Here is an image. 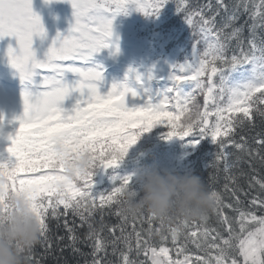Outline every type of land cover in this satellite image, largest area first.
I'll return each instance as SVG.
<instances>
[{"label":"snow or ice","instance_id":"6c2138e0","mask_svg":"<svg viewBox=\"0 0 264 264\" xmlns=\"http://www.w3.org/2000/svg\"><path fill=\"white\" fill-rule=\"evenodd\" d=\"M55 2L70 3L73 20L67 34L58 31L41 59L34 38L47 39V30L33 0H0V40L16 38L17 46L9 45L6 58L24 85L23 113L11 120L0 115V141L6 142L0 149L3 211H8L9 192H27L42 225L40 244L45 251L52 248L53 220L57 227L63 221L73 249L79 251L80 237L68 220L78 218L87 227L86 242H91L89 264H113L107 259L109 247L118 264H264V177L248 178L249 189L258 186L262 194L247 205L240 194L248 193L237 180V170L245 176L242 164L248 163L253 172L254 162L264 166V134L254 140L255 149L245 137L235 138L238 129L255 126V117L264 120V36L258 35V30L264 31V0H240L231 7L226 0H216L215 7L209 2L197 11L178 5L186 24L198 31L193 33L191 59L173 65L172 84L165 90L153 87L154 74L134 68L109 86L104 66L94 57L104 49L119 53L113 39L116 17L132 11L158 17L168 0ZM205 11L212 14L206 16ZM221 13L224 18L218 24ZM242 13L251 23L237 26ZM244 65H251L250 78L229 84L225 73ZM185 82L194 85L187 93L180 88ZM129 96L135 101L131 106ZM197 97H203L202 104ZM70 100L71 106H66ZM194 102L199 115L194 123H185ZM157 126L167 129L163 139L190 138L193 148L203 140L216 145L215 158L206 167L224 172L223 193L229 198L225 203V195L212 190L218 227L209 226V217L175 223L151 214L125 217L120 206L134 174H113L110 190L95 191L94 177L118 167L141 136ZM81 153L91 155L93 167L87 174H70V160ZM211 180L215 183L217 177ZM106 215H115L120 223L109 227ZM106 228L110 238L103 235ZM31 261L40 264L35 250Z\"/></svg>","mask_w":264,"mask_h":264},{"label":"trees","instance_id":"16d2710c","mask_svg":"<svg viewBox=\"0 0 264 264\" xmlns=\"http://www.w3.org/2000/svg\"><path fill=\"white\" fill-rule=\"evenodd\" d=\"M212 3L215 7L216 0H168V3L163 6L158 17L156 16H145L143 13L138 11H132L128 15H123V18L116 20L114 22V28L126 27L130 31L131 38L127 37L124 44L127 47L126 52L136 51L135 46L138 43L141 45H146L145 50L141 52L138 56L140 59L137 60L141 63L148 65L157 63L164 64V61L171 63L172 61L175 65L184 63L187 59H191L192 56V43H194L193 33H197V28L194 26H188L184 20L185 12H177L176 7L178 5L186 4L188 8L192 11H197L208 3ZM240 0H226V3L231 7L232 5L239 3ZM33 9L37 12L43 20L45 28L47 30V39L41 40L39 37L34 38V48L37 51L39 58L43 59L44 53L48 50L51 45L52 39L57 35L58 31L67 34V27L64 26L65 20H73V13L66 15L73 9L70 3L66 2H52L45 3V0H33ZM211 12L205 11V15H211ZM224 18V13L217 16V23L222 22ZM245 21H249L248 14L242 13L239 16L236 24L237 26L244 25ZM128 31V30H126ZM249 28L245 26L244 36L248 37ZM258 35L264 36V31L258 30ZM199 35L195 36V39H199ZM138 42V43H137ZM13 47L17 46V40L14 37H5L0 40V63L4 66L11 67L6 58V53L9 45ZM235 42L230 47H234ZM203 45H201V48ZM130 48V49H129ZM105 57H113L111 59L112 65H115L118 61V66L128 67L130 63L125 59L127 56L123 53L121 56L115 59L114 55L108 54L107 50L102 51ZM127 54V53H126ZM125 57V58H124ZM124 58V60H123ZM144 59L145 61H141ZM125 63V65H124ZM135 63V62H134ZM137 63V62H136ZM171 63V64H173ZM138 67H143L142 64H138ZM165 66V65H164ZM12 68V67H11ZM130 66L128 67L129 70ZM243 68V69H242ZM14 69V68H13ZM251 65L239 66L235 71L226 72L225 75L228 76L229 84H237L246 82L250 78ZM15 77H19L14 69ZM234 81V82H233ZM203 99V97H202ZM4 111H2L3 113ZM254 127H245L243 130H237L236 139L240 140L243 136L248 141L249 146L255 149L257 145L254 143L256 138H259L264 134V120L259 116L255 117ZM158 128H154L152 131L148 132L149 135H143L145 139L140 142H144V148L139 151V155L133 158L127 157L120 163L116 168H109L106 175L108 178L103 181V185L100 187L95 186V191L103 192L105 190H110L112 181L110 177L113 174L118 173L119 175H130L135 174V172L145 166H158L162 169L177 170L181 173L184 172H194L196 175L201 176L206 183L213 190L220 191L225 195V203L229 202L228 195L223 193L224 184L227 182L225 180V174L223 171H217L213 167H206L210 165L215 158L216 145H214L210 140H203L195 148L188 144V139L174 138V141L167 139L158 138ZM154 137V142L150 143L151 138ZM162 138V137H160ZM156 140V142H155ZM6 147V142L0 141V149ZM264 154V151H262ZM255 172L252 171V166L248 163L241 165L245 176H239L237 170V180L241 188H243L248 195L245 196L243 193L240 194L241 200L245 201V205L253 196L261 195L259 187L249 189L248 178L255 175L257 178L264 177V166L260 165L258 161L254 162ZM99 174V173H98ZM98 174L94 177L95 182L98 179ZM216 176L217 180L215 183L211 180V177ZM234 203V201H232ZM226 214L233 215L231 209H225ZM260 214V213H258ZM99 217H97V220ZM69 226L74 227L76 230V235L80 237V242L76 244V248L79 251H75L72 247L70 241V234L67 232L63 226V221L60 222V226L57 227V222L55 220L51 221V243L52 248L45 251V246L42 244L37 245L36 259L40 261V264H89L92 259L91 252V242H86L87 227H82L78 218L68 217ZM199 222V221H198ZM104 223L109 227L118 225L120 220L115 215H106L104 217ZM218 218L213 212L209 216L208 224L211 227H218ZM139 227V225H137ZM146 227V225H145ZM129 231L131 228L129 227ZM103 235L106 238H110V233L107 228L104 230ZM63 238L62 240L60 238ZM169 247L171 245L169 244ZM190 247H192L190 245ZM193 251H195L193 249ZM112 249L109 247L107 259L111 260L113 264H118V256H113L111 254ZM139 259H144L143 256Z\"/></svg>","mask_w":264,"mask_h":264},{"label":"clouds","instance_id":"9594fccd","mask_svg":"<svg viewBox=\"0 0 264 264\" xmlns=\"http://www.w3.org/2000/svg\"><path fill=\"white\" fill-rule=\"evenodd\" d=\"M199 105H192L185 123H194ZM93 167L90 154L81 153L69 162L70 174H87ZM8 208L0 204V264H32L31 256L41 242L40 220L27 192H9ZM121 212L127 218L151 214L165 222L202 221L216 208L212 189L194 172L181 173L158 166L139 168L134 184L124 192Z\"/></svg>","mask_w":264,"mask_h":264},{"label":"rangeland","instance_id":"374dc122","mask_svg":"<svg viewBox=\"0 0 264 264\" xmlns=\"http://www.w3.org/2000/svg\"><path fill=\"white\" fill-rule=\"evenodd\" d=\"M74 12V10L72 9L71 12L67 13L66 15L69 17V15H71ZM123 18V15H119L118 17H116V20H121ZM70 20H65L64 26L67 27L69 29L70 26ZM67 29V30H68ZM128 30V31H126ZM114 32L115 35L113 37V39L116 41V43L119 46V53L116 54L118 55H122L123 53L127 56V58L125 59L128 60L130 63L129 66L130 68H134L139 70L141 73L147 75L149 72H151L152 74H154L157 77V80L153 81V87L159 90H165L167 87L171 86L172 81L169 79V76L172 74L173 72V65H175L172 61L169 62H165L164 64L162 63H155V64H145V63H141L137 60L140 59V57L138 56L139 51L137 50H141V52L143 50H145L146 45H141V43H138L137 46H135L136 51H132V52H126L127 47L124 44L123 40H126L128 36H130V31L129 29H127L126 27L122 26V28H118L115 29L114 28ZM132 35L128 38H131ZM130 49V48H129ZM108 51V54H112L114 49H105ZM127 53V54H126ZM113 55V54H112ZM116 55H114L115 59H117L118 57H116ZM113 57H105L103 52L97 53L96 56L94 57V60L96 63L102 64L105 68V79L107 81V83L109 84V86L111 85L112 82L116 81H122L125 78L126 73L128 72V67L125 66H118V61L120 62L119 59H117V62H115V65H112L111 63V59ZM125 58V57H124ZM123 58V60H124ZM141 61H145L144 59H141ZM135 62V63H134ZM138 64H142L143 67H138ZM125 65V63H124ZM165 65V66H164ZM243 69V68H242ZM14 69L11 67H7L4 66L3 64L0 63V115L5 116L8 120H11L14 116H18L20 114L23 113L24 110V104H23V98H22V92L24 90V85L21 83L20 77H15L14 75ZM251 73V70H250ZM71 79V77H69ZM162 78V79H161ZM240 80V79H239ZM239 80H237V84L239 82ZM234 82V81H233ZM194 85L190 84V83H183L180 85V88L183 90L184 93H187L188 91H191L192 87ZM128 103L129 106H131L135 101L133 100V98L131 96H129L128 98ZM197 99L199 100V102L202 104L203 103V99L202 97H197ZM73 101H68L66 102V106H71V103ZM2 111H4L2 113ZM159 127V126H157ZM8 131H11V126L8 127L7 129ZM167 131L166 128L161 127L158 128V138L161 140L163 138L162 135ZM143 135H149L148 132L144 133ZM141 136V138L139 139V141L137 142L136 145H134L128 153V157L129 158H133L136 155H139V151L141 152V150L145 147L144 146V142H140L141 140L145 139L144 136ZM151 138L150 143L154 142V137L151 135L149 136ZM171 141H174V138L171 139ZM2 142V141H1ZM156 142V140H155ZM100 173V172H99ZM99 175V174H98ZM108 178V174L104 177V181L105 179Z\"/></svg>","mask_w":264,"mask_h":264},{"label":"water","instance_id":"95a60500","mask_svg":"<svg viewBox=\"0 0 264 264\" xmlns=\"http://www.w3.org/2000/svg\"><path fill=\"white\" fill-rule=\"evenodd\" d=\"M107 172V171H106ZM105 171H100L99 176H98V180L95 184L96 187H100L103 185V181H104V177L106 175Z\"/></svg>","mask_w":264,"mask_h":264}]
</instances>
